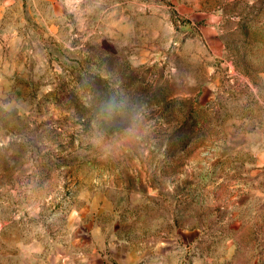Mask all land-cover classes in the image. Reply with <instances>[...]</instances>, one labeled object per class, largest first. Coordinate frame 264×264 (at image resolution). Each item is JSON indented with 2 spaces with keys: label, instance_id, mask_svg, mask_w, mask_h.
I'll use <instances>...</instances> for the list:
<instances>
[{
  "label": "rangeland",
  "instance_id": "obj_1",
  "mask_svg": "<svg viewBox=\"0 0 264 264\" xmlns=\"http://www.w3.org/2000/svg\"><path fill=\"white\" fill-rule=\"evenodd\" d=\"M8 4L0 264H264V0Z\"/></svg>",
  "mask_w": 264,
  "mask_h": 264
},
{
  "label": "crops",
  "instance_id": "obj_2",
  "mask_svg": "<svg viewBox=\"0 0 264 264\" xmlns=\"http://www.w3.org/2000/svg\"><path fill=\"white\" fill-rule=\"evenodd\" d=\"M11 0H0V12L2 11V8L8 6L9 2ZM7 2V3H6ZM6 3V5H5ZM261 147L258 149L257 155L260 157L259 163L261 165H264V132H263V137L260 142ZM259 145V146H260ZM74 248H81L80 246H76ZM28 249V248H26ZM100 254L98 251H92L90 254L88 253H81L78 256L71 257V256H64L62 259V262L60 264H102V262L99 260ZM28 261L27 263L30 264L29 262L31 261L30 258H26ZM59 264V263H58ZM135 264H148L146 261L145 262H135Z\"/></svg>",
  "mask_w": 264,
  "mask_h": 264
}]
</instances>
